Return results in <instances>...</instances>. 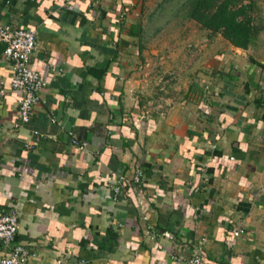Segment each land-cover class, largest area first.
Listing matches in <instances>:
<instances>
[{"label":"crops","instance_id":"crops-1","mask_svg":"<svg viewBox=\"0 0 264 264\" xmlns=\"http://www.w3.org/2000/svg\"><path fill=\"white\" fill-rule=\"evenodd\" d=\"M145 1L0 0L46 82L16 126L0 42V215L28 264H264V62L208 34L151 47ZM137 171L144 207L107 181Z\"/></svg>","mask_w":264,"mask_h":264},{"label":"built area","instance_id":"built-area-1","mask_svg":"<svg viewBox=\"0 0 264 264\" xmlns=\"http://www.w3.org/2000/svg\"><path fill=\"white\" fill-rule=\"evenodd\" d=\"M0 42L3 44V58L10 66L11 87L20 92L18 100V117L20 124L30 121L35 106L40 101V93L46 86L44 78L31 67V57L36 51V32L29 29L14 28L8 24L0 26ZM55 71V70H54ZM72 145L79 150L86 147L85 142L76 139L71 141ZM112 193L121 195L125 187L135 186L137 189V203L145 206L144 192L142 189V174L137 171L130 179L118 177L108 178ZM145 219V218H144ZM18 214L10 210L0 215V244L10 247L8 253L0 258V264H28L33 253L20 244H15V235L18 231ZM242 230L233 232L234 237H239ZM168 236L167 233H163ZM171 259L178 261V256L173 254ZM187 264H204L201 255H194L186 262Z\"/></svg>","mask_w":264,"mask_h":264},{"label":"rangeland","instance_id":"rangeland-1","mask_svg":"<svg viewBox=\"0 0 264 264\" xmlns=\"http://www.w3.org/2000/svg\"><path fill=\"white\" fill-rule=\"evenodd\" d=\"M196 1L146 0L145 2L148 3V6L146 7L147 18L144 35L146 41L150 42L149 45L152 47L154 44L157 45L156 43H159L156 40V36L159 34L166 35L164 44L171 46V42L175 44V42L179 41L180 45L178 44V46L184 47V49H192L197 44V41H199L198 36L204 34H208L211 42L219 36L223 42L225 40L227 43H230L220 33H214L211 30L203 28L196 20L191 18L190 12ZM241 5H244L246 8L245 13L239 16V19H248L252 28V37L249 45L243 50H247L250 58L258 62H264V0H238L230 8L236 10ZM183 38H187V42L186 40H182ZM188 44L191 45L188 46ZM153 48L155 50V47ZM169 49L167 48V50ZM166 60L168 61V58H165ZM171 76L169 74L165 75L161 79L162 84L165 81L169 82Z\"/></svg>","mask_w":264,"mask_h":264},{"label":"trees","instance_id":"trees-1","mask_svg":"<svg viewBox=\"0 0 264 264\" xmlns=\"http://www.w3.org/2000/svg\"><path fill=\"white\" fill-rule=\"evenodd\" d=\"M236 1L238 0H197L190 16L203 28L220 33L233 46L246 49L252 37V28L248 19H239V16L245 13L244 5L236 10L230 8ZM138 28L139 35L141 28L140 26Z\"/></svg>","mask_w":264,"mask_h":264}]
</instances>
